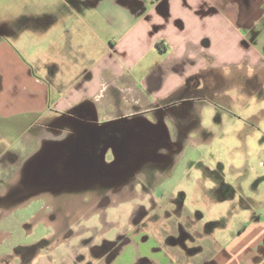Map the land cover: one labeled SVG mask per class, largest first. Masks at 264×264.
<instances>
[{"label":"crops","instance_id":"obj_1","mask_svg":"<svg viewBox=\"0 0 264 264\" xmlns=\"http://www.w3.org/2000/svg\"><path fill=\"white\" fill-rule=\"evenodd\" d=\"M212 73L219 95L233 85L245 97L264 99V0H0V264H63L74 245L82 252L76 238L24 256L23 248L57 231L45 230L49 218L41 204L26 217L35 224L27 226L28 235L3 227L2 218L12 206L48 200L51 185L70 181L60 174L82 170L84 150L96 153L101 142L96 154L118 156L133 141L135 153L145 157L141 170L163 154L147 145L163 134L148 129L146 114L154 112L162 122L171 113L179 123L182 108L211 98ZM174 138L188 139L180 133ZM179 151L156 167L154 187ZM34 172L43 173L41 193L28 178ZM143 179L148 184L147 175ZM180 193L177 204L183 205ZM233 227L237 237L225 248L199 237L201 255L191 261L186 247L174 245L170 255L142 243L127 264H256L259 242L245 249L240 243L250 227L241 233L242 224ZM35 230L43 234L23 241Z\"/></svg>","mask_w":264,"mask_h":264},{"label":"rangeland","instance_id":"obj_2","mask_svg":"<svg viewBox=\"0 0 264 264\" xmlns=\"http://www.w3.org/2000/svg\"><path fill=\"white\" fill-rule=\"evenodd\" d=\"M210 78L212 84L207 93L215 95V98L211 96L208 100L206 99L208 96L201 97L202 99L199 97L200 100H196L193 104L189 103L182 108L185 113L184 118L179 119V123L173 122L171 113L162 118V122L154 112L146 114L148 129L163 134V137H157L156 140L150 138L153 139L151 142L155 143L153 147H158L159 152L167 150L168 154L185 148L179 151L173 163H170L171 168L162 175L155 187L126 186L124 188L115 184H113L115 187H109V184H103L102 181L118 178L93 176L91 171L93 167H97L98 161L87 157L83 152L80 161L89 173L81 174V177L76 173H70L68 178L70 181L51 185L45 191L50 192L48 200L40 199L39 202L37 200L33 202L31 199L26 205L23 203L16 207L12 206L11 212L3 216L2 226L12 227L11 230H15L14 233L25 232L27 226L30 228L33 224L32 220L28 222L26 217L37 212V207L39 208L41 204L40 212L45 215L46 220L49 218V228L52 231L64 230L71 217L77 218L81 215L80 223L78 226L77 223H73L71 230L78 234L87 233V237L81 240L82 243L88 238H94L97 243L103 233H108L110 236L129 233L134 228V222L136 223L134 220L144 213L145 209L149 210V205L154 201L158 205L149 211L145 225L144 223L139 225L144 229L133 238V245H141L144 242L145 245L163 247L170 255L174 254L171 251L174 245L193 246L200 239L198 236L194 241L190 239L188 243L183 239L176 242L173 240L179 236L168 237L174 230L180 232V228L184 226L186 230L199 229L205 232L208 229L212 234L205 232L204 242L211 237L214 238L212 242L215 246L225 248L226 242L229 243L237 237L238 230L233 227L234 224H249L250 232L240 240L243 249L252 241H258V245L264 246V242L262 243L264 241V99L252 100L251 97H245L240 92V88L233 85L226 87L224 96L219 95L218 85L214 82L218 78L214 74L213 78L211 76ZM221 99H226L228 103H221ZM174 133H180L181 137L188 139L174 140ZM162 138L164 142L159 145L161 141L159 139ZM107 157L110 159L111 155ZM107 157H104V162ZM100 162L99 160V165ZM107 162L110 163L109 160ZM135 173L138 176V172ZM42 174V172H36L35 176L31 174L28 178L42 179ZM126 178L129 177L126 176L121 180L125 182ZM5 179L4 175L1 182ZM223 181L236 190L234 202L228 200L218 203L206 200L204 193L213 191V186ZM38 191L41 193L43 188H36L35 193ZM109 192L112 196L110 206L101 209L102 211L92 208L96 204L97 196L100 198L101 195H107ZM180 192L186 195L183 205L177 204L178 200H181ZM210 198L215 200L214 195ZM93 211L96 212L92 213ZM184 212H190V214ZM220 212L223 213L220 214ZM234 215L237 218L235 221L232 220ZM192 217H195L194 221L190 222L189 219ZM154 221L156 223L152 226L151 222ZM210 228H213L212 231ZM34 233L33 237L29 236L23 241H31L43 234L39 230H35ZM25 234L28 235V232L26 231ZM80 238L77 237L75 241L77 244ZM15 239L19 238L15 236ZM50 240L52 243L57 242L56 236L50 237ZM12 242L16 241L12 240ZM206 244L202 245L203 248ZM73 247L68 251L69 258H61L63 264H70L71 261L75 263L76 251L81 250L76 249L77 245ZM83 249L85 253L89 252L88 248ZM62 250L64 247H60L57 253L59 254ZM133 250L134 247H128L122 256L123 261L119 264H127ZM167 251L165 252L168 254ZM200 252L194 250L190 261L196 256L198 258L201 255Z\"/></svg>","mask_w":264,"mask_h":264},{"label":"flooded vegetation","instance_id":"obj_3","mask_svg":"<svg viewBox=\"0 0 264 264\" xmlns=\"http://www.w3.org/2000/svg\"><path fill=\"white\" fill-rule=\"evenodd\" d=\"M247 86L244 87V90L246 89ZM157 139V138H156ZM154 139V140H156ZM150 139L147 141V145L150 147V145L155 144L152 143ZM159 140L160 143H159ZM157 140L159 145H161L164 141V138ZM128 147H126L125 151L127 152L123 154V150L121 151V153L118 156H111L110 159H108V155L106 156L107 159L110 161V163H106L103 161L104 157L103 155H98L96 153H98L100 151V148L103 147V142H101V147L99 148V150L94 153L91 149L90 150H84L85 154L87 155V157H91L93 160H97L98 164L97 167H93L91 173H93V176H106L107 178L109 176L111 177H117V180H112V181H105L102 183L103 184H109V187H115L113 184L117 185L118 187H123L124 188L127 186H133V187H140V188H147L148 187H154V183L152 182L154 177H156L159 172H156L157 170L156 167H160V165H162V163H169L170 162V154H168L167 150L162 151L163 154H160L156 157H154V159L152 161H149L147 165H144L141 170L140 166L138 163L139 161H141L142 159H144V156H139L138 154H136V150L133 148L134 142L133 141H129L126 143ZM150 144V145H149ZM121 145V144H120ZM151 145V146H152ZM147 146V147H148ZM102 151V150H101ZM160 151V150H159ZM100 153V152H99ZM161 153V152H160ZM99 160L101 161L100 165H99ZM99 165V166H98ZM92 167V166H90ZM131 167V170L129 171ZM97 168V170H96ZM147 168V169H146ZM146 169V170H145ZM86 168L83 166L82 164V170H77L76 174L79 175L81 177V174H86L89 173L87 172ZM138 172V176L135 175ZM34 172V176H35ZM148 177V184L144 183V179L143 177L146 176ZM30 176V174L28 173V177ZM33 176V177H34ZM101 176V177H102ZM129 177L125 182H123V180H121L124 177ZM138 178V179H137ZM98 179V178H97ZM104 180V179H103ZM42 179H37L35 180V184H36V188L38 186H43L42 183ZM66 183V182H65ZM112 183V184H110ZM45 184V183H44ZM62 184V183H61ZM47 185V183H46ZM42 188V187H41ZM97 189L99 188L98 186L96 187ZM95 188V189H96ZM213 191L211 193H209V196L211 197L212 195H214L215 200L214 201H228L230 199H234V193H235V189L233 187L228 186L224 181L220 184H215L213 186ZM99 195V192H97ZM112 196L110 194V192L105 195H101L100 198L97 196L96 197V204L95 206H93L92 208H94L95 210H99L102 211L101 209H104L105 207L110 206L111 202H112ZM158 203L152 201L151 204L149 205L150 209H145V212L140 214L134 221H136V223L134 222V228L129 232V233H122L120 234H116L113 236H110L108 233L105 234L103 233V235H101V237L99 238V242L95 243L96 241H94V238H88L86 241H83L84 243H82V239L84 237H87V233L83 232L81 234H78V232L73 233V231L71 230V226L73 225V223H80V220L82 219L81 215H79L77 218H70L69 224H66V227L64 228V230L61 231H56V239L57 241H66V240H71L77 237H81L79 239L78 245L82 248H88L89 252L85 253L83 252H79L77 253V259L76 262L78 263H82V264H116L120 258L123 256V254L126 252V249L128 247H139L141 245L137 244V245H133L134 241L133 238L137 237V233L141 232L144 227H139L140 224L145 225L146 223V219H147V215H149V211L153 210L155 207H157ZM96 211H93L92 213H94ZM194 216V215H193ZM60 217V216H59ZM62 217V215H61ZM54 219H56L55 217H53ZM195 217L190 218V222L194 221ZM200 219V218H198ZM197 219V220H198ZM70 221H72L70 223ZM47 222L50 223L49 219L47 220ZM48 223V224H49ZM156 221L151 222V225L153 226V224H155ZM138 226V227H137ZM192 226V225H191ZM249 226V224H242V227L239 229V232L241 233L243 230H245L247 227ZM45 230L49 229V225H45ZM213 228H210V231H212ZM178 231V230H177ZM68 232V233H67ZM206 233H210L212 234V232H209V230L207 229V231H205ZM203 231H200L199 229H189L186 230V227L183 226V228H180V232L178 231L179 234L177 235H168V237H176L179 236L178 238H174L173 240L179 241L180 239H183L184 241L190 243V239L194 241V239L196 237H201L204 236ZM205 233V234H206ZM46 234V233H44ZM52 240H50L49 237H47L46 235H44L43 238H40L38 240L37 243H35L32 247H28V248H23L24 251V256H37L39 253H44L48 251V247L49 245L52 243ZM146 241V239H145ZM264 241H262L263 243ZM95 243V244H94ZM144 243V242H143ZM185 246V245H183ZM189 250V253L192 254V252L195 250L197 251L198 247H196L195 245L193 246H188L186 247ZM258 248V249H257ZM257 252L254 256L255 260H256V264H264V246L262 245H258L256 246ZM260 251V253H258ZM48 253V252H47Z\"/></svg>","mask_w":264,"mask_h":264},{"label":"water","instance_id":"obj_4","mask_svg":"<svg viewBox=\"0 0 264 264\" xmlns=\"http://www.w3.org/2000/svg\"><path fill=\"white\" fill-rule=\"evenodd\" d=\"M55 173L57 174V172H51V173H50V176H54ZM70 173L73 174L74 172H71V171L68 170L67 172L62 173V174H60V175H63V176H62V179H64V180L67 179V180H68V178L70 177ZM60 175H59V176H60ZM46 176L48 177V173H46ZM52 178H53V177H52Z\"/></svg>","mask_w":264,"mask_h":264}]
</instances>
